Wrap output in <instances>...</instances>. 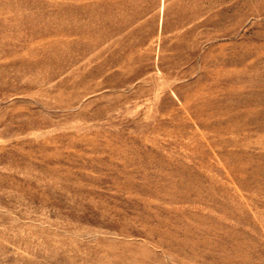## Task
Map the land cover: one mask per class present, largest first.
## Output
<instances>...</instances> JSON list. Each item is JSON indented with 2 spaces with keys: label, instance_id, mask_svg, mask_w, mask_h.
I'll use <instances>...</instances> for the list:
<instances>
[{
  "label": "rangeland",
  "instance_id": "374dc122",
  "mask_svg": "<svg viewBox=\"0 0 264 264\" xmlns=\"http://www.w3.org/2000/svg\"><path fill=\"white\" fill-rule=\"evenodd\" d=\"M0 264H264V0H0Z\"/></svg>",
  "mask_w": 264,
  "mask_h": 264
}]
</instances>
